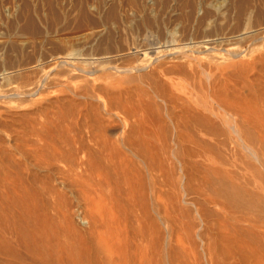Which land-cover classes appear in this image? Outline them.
I'll return each mask as SVG.
<instances>
[{
	"label": "rangeland",
	"instance_id": "374dc122",
	"mask_svg": "<svg viewBox=\"0 0 264 264\" xmlns=\"http://www.w3.org/2000/svg\"><path fill=\"white\" fill-rule=\"evenodd\" d=\"M113 1L0 0V151L7 154L9 162L7 172L10 171L9 174L15 176L26 170L24 171L26 175L20 176L30 179L34 171L36 174L32 175L36 176L35 181L38 182V187L40 184L42 188L45 187V183H49V179H57L55 170L69 167V161L81 160L85 164L95 165L98 163L97 157L102 154L100 145L104 142L115 143L119 146L120 152L126 156L124 160L127 161L128 167L134 172L137 170L136 174L139 171L142 178H145L142 179V184L147 201L144 202L146 208L138 201L142 207L137 208V211L141 214L142 209L143 211L144 208L147 209L146 219L148 225H151L149 233L152 234L155 250L162 253L161 264H222V262L236 264V261L240 264L242 262L240 258L245 261L241 264L254 261L246 253V255L241 254L243 250L239 251V246L233 238L235 233L232 228L228 230L229 226H226L229 236L224 229L226 227L223 228L224 222L227 225L226 219L229 217L220 210L221 207L216 206L215 202L219 199L220 202L224 200L221 199V195L215 196L220 189H217V185V187L214 186L215 184L212 185L211 180H207L206 175L209 174L205 170H207L206 161L209 160L220 167V171L233 169L237 178L242 177V180L238 178L242 181H239L240 184L247 178V181L241 184L247 189L255 182L254 189L259 190L261 196L260 200L259 197L256 198L259 202L255 203V207L249 210L252 214L260 212V217L263 216L261 219H256V216L253 218L254 221H260L261 228H264V152H261L263 155L259 153L264 150V138L260 141L264 135H258L264 133H261L264 130L261 127L264 126L262 123L264 122V0H207L213 1L210 10H214L211 12L214 13L213 18L215 17L214 23L208 24L210 28L207 31L204 22L201 21L207 16L202 8L204 0ZM112 7L117 9L114 10ZM239 7L243 8L239 9ZM238 31L247 32L249 36L244 39L236 38ZM212 32L213 35L221 34L225 37L229 34L226 38L230 39L223 43L224 45L216 44L215 52L208 51L211 55H207L213 61L218 59L216 61L218 64L219 61L226 60L227 64L223 62L222 65H218L214 62L216 64L211 68L222 66L221 68L229 71V82H226L227 77L224 80L228 85L226 84L227 88L223 95L230 102H237L235 106L240 105L239 108L242 107L247 112L245 115L249 120L246 118V122L244 120L242 124L231 127L216 122L215 126L213 125L214 129L210 131L199 127L177 128L168 117L169 108L165 107V111L161 103L157 102L159 107L156 103L154 110H150L153 112L148 115H153L149 117V121L152 119L153 123L149 122L147 128L143 126L139 128L140 126L134 124L133 120L124 118V112L121 113L123 110L119 106L124 102V97L118 95L116 90L110 92L111 96L106 95L114 84L112 81H115L116 87L118 81H126L130 86H136V78L142 75L141 73L152 70L159 62H165V66L168 67L181 64V60V62L188 60L194 54L183 48L185 41L188 42L190 39L191 42L197 37L196 41L200 42L203 37L211 36ZM138 46L140 49L138 51L143 54L132 51L131 48ZM178 48H181V53L178 52ZM123 49L126 53L127 49L130 50L123 57L124 59L118 62H102L95 65L92 61L91 63L81 60L83 57L89 59L120 53ZM172 49L174 52L177 51L176 57L169 56L166 51ZM224 49L236 50L239 55L228 57ZM154 51H159L158 59L155 58ZM146 53L147 55L142 56ZM68 61L73 65L63 64ZM142 63L145 65V71H136L130 75H117L113 71L102 70L97 66L102 64L107 67L135 68L143 65ZM240 63L246 67L245 72L234 73V66ZM205 66L208 67L207 64ZM97 67L100 71L96 70ZM214 75L218 76V72ZM217 76L214 77L215 80L207 77L206 82L209 80V84L212 80L218 81L219 76ZM233 85L236 87L234 88ZM109 97H113L116 103L111 105L112 109L107 103ZM256 119L262 123L261 126ZM131 124L136 125V127L132 126L135 130L142 129L141 134L146 130L151 131L150 136L148 137L147 132L140 135L141 137H135L137 133L134 134L132 129H129ZM239 125L243 128L241 129ZM235 127L241 129L240 135ZM177 131L187 136L183 142L177 140ZM188 131L192 134L188 135ZM132 132L136 149L134 148L130 155L124 147H120V141L122 138L126 139ZM233 132L238 134V138L240 137L237 139L238 144H235L232 140L234 138H231ZM145 134H148L147 138H144ZM130 136L131 139L134 138ZM194 136L197 138L195 139ZM207 151L209 155L214 156L207 159ZM113 153L115 152L109 148L104 151V155L111 154L115 158ZM254 153L260 154L263 159L262 167L257 163L258 161H255ZM127 158H130L129 161ZM15 166L18 168L15 169ZM258 181L262 183L259 185ZM217 182L219 183L218 180ZM214 189L216 192L213 191ZM212 192H215V195ZM39 193H41L40 189ZM210 196L212 199L208 201L207 197ZM42 197L47 198L44 194L41 195ZM215 198L216 200L213 201ZM249 198L255 199V197ZM82 214L84 216V210L80 209L79 215ZM238 214L240 216L242 213ZM254 221L253 224H256ZM244 224L239 225L246 227L247 224ZM230 230L234 235L230 234ZM221 237L224 240H221ZM225 240H230L235 248L233 249L230 242ZM228 249L233 251L230 252ZM226 250L230 252L227 255ZM231 255L233 257L235 255L234 259Z\"/></svg>",
	"mask_w": 264,
	"mask_h": 264
},
{
	"label": "bare ground",
	"instance_id": "6f19581e",
	"mask_svg": "<svg viewBox=\"0 0 264 264\" xmlns=\"http://www.w3.org/2000/svg\"><path fill=\"white\" fill-rule=\"evenodd\" d=\"M208 1L207 0H204V2L202 1V6H203L202 8H204V11L206 12L205 14L207 16L203 18L201 21L204 22L206 31L208 28H210L208 24H212L213 19L215 20V17L213 18L212 16V14L214 13L211 12L214 10H210L211 2L213 3V1L211 2ZM112 3H114V1ZM193 5L195 4L193 3ZM241 8L239 7V9ZM113 9L115 10L117 8H113ZM81 11L82 10H80V13H82ZM216 14L217 13H215V15ZM218 15L220 16V12L218 13ZM202 26L203 25L201 24V27ZM212 35L203 37L204 39L203 40L201 39L202 42L200 38H199L200 42L196 41L198 40L197 37L194 38L193 41L191 42L190 39H188V42L185 41L183 48H186L185 50H188V52L190 51L194 55L193 56L188 55V57L190 56L189 59L186 61L183 60V62H181L182 61L181 60L180 61L181 64L177 63L173 66L170 65L171 67L170 66L166 67L165 62H159L149 72L144 74L140 72L142 75H139L138 78L135 77L137 80L136 86H130V83L129 82L126 83V81L124 80L125 82L118 81L116 87L115 81L114 82L112 81V84L113 83L114 84L111 86V89H108V93L106 92L103 93L109 95L111 94L110 92L112 90H116L115 92L118 95L123 96L124 102L121 103L119 106L123 110L121 113L124 112L123 114L125 116L124 118L128 120H133L134 124L140 126L139 128H141V126L147 128V124L150 125L149 122H152V119L151 121H149L150 120L149 117L151 118L153 115L152 116H148V115L151 114V112H153L154 110L153 108L156 107L157 102L159 104L161 103L164 110L165 107L169 108V110L167 109L169 112L168 117H170L171 122L174 123L173 125H175L177 128L184 127L185 129H192L195 127H199L203 129L205 128L206 130L210 131V129L212 128L214 129L213 125L215 126L216 122H220V124L223 125H229L230 127L232 125L235 126L236 124L239 123L242 124L244 120L246 122L247 119L249 120V117L247 118V116L245 115V113L247 112L243 110L242 107H241L242 109L239 108L240 105L235 106V103L237 102L232 103L223 95V92L225 91V89L227 88L226 86L228 85L226 82H229V78H228V76L230 75L228 73L229 71H227L226 68H221L222 66L219 68L218 67L211 68L212 65L215 66V64L217 63L216 61L218 59L213 61V59L207 55L209 54L208 51H214V46L216 44L218 45L220 44L221 46L224 45L225 42H227L230 39L229 37L226 38L229 34L226 37L221 34L219 35L214 34L213 36ZM248 36L249 33L244 31L239 32L237 36L235 35L236 38L238 37L240 39H244ZM131 49L133 52L141 53V51H138L140 50L139 46ZM180 49L181 48L177 49L178 52H180ZM129 50L130 49H127L128 52ZM166 51L168 52L169 56L174 57L175 55L176 56L178 55V53H175L177 51L174 52L173 49ZM223 51L225 53L227 52L226 55L228 54L227 55L228 57L239 55L238 52H235L236 50L224 49ZM155 52H156L155 58L158 59L159 56L157 57V55L159 54L158 53L159 51L158 52L154 51V53ZM127 53L123 49L120 53H115V54L111 53L109 55L107 54L102 57L98 55L99 57H94V58L90 57L89 59H86L88 57L85 56L86 58L84 59L83 57V59L81 60L82 61L86 60V62L92 61L93 64L95 63L99 64L102 62L109 63L110 61L118 62V60L126 56ZM145 55H147V53L142 56ZM207 57H209L210 59ZM223 62L226 63V60H224ZM223 62L219 61V64L218 63L217 64L222 65ZM65 63H67L68 65H73L72 63H69V61L64 62L63 64ZM205 64H207L208 67H206ZM237 64L234 66L235 70L232 69L233 72L244 73L246 70V67L243 66L244 64L241 63L239 65ZM97 66L99 67V69L102 70L113 71L114 74L117 75H130L133 74V72L136 71L139 72L145 69L144 64L138 65L135 68H129V67L119 68L117 66L107 67L105 65L102 66V64L101 66L100 65ZM98 67L96 70H98ZM232 70H230L231 73H233ZM215 72H218L219 77L217 75H214ZM212 75H214V77L217 76L218 81L215 82L212 80L214 82L212 84V81L210 79L211 83L209 82L208 84L209 80H207L206 82V78L207 77L210 78L212 77ZM214 77L212 78L214 79ZM226 77L228 81L226 80L225 82L224 80L226 79ZM110 84L111 83H108V85ZM108 85L106 86L109 88ZM230 86H232L231 82H230ZM235 87L236 86H234V88ZM113 95L115 96V94ZM108 100L109 101L106 102L109 104L108 106L110 107V109H112L113 106L111 107V105H114L116 103L113 100V97H109ZM118 100H116L117 103H119ZM151 109L153 110L150 111ZM128 120L127 122H129ZM256 121L258 122L259 120L256 119ZM262 123L264 122L262 121ZM262 123L260 122L258 124H260L261 126ZM125 124L127 123L125 122ZM134 124L133 125L131 124V127L129 126V129H132L134 134L135 133L138 134L139 132V134L138 135L136 134L135 137L140 135L142 136L143 133L148 132L146 130V132H143L141 134L142 129H138L137 127L138 130H135L136 125ZM132 126H135L134 129L132 128ZM261 127H263L264 129V126ZM261 127L260 129H262ZM235 128H236L235 130L239 131V135H240V133H242L241 129L243 127H241L240 130L237 127ZM257 131H259V129ZM133 132L132 134L131 133L128 134V136L126 135L127 136V138L125 136L126 139L122 138L123 141L122 140L120 141L121 143L120 147H124L128 151V153L130 152V155L132 154V151L136 149L135 144L133 143L135 139V137L133 136L134 135ZM150 132H148L149 135L147 134L148 137L150 136ZM192 132H189L188 135L190 133L192 134ZM236 132L232 133L231 138H234L232 139L234 140L233 142L235 144H238L239 142L237 139H239L240 137L239 138L237 137L238 134H236ZM262 132H264V130H262L261 133ZM130 135L134 137L132 138L133 140L131 139ZM147 135L145 134L144 138L145 137L147 138ZM258 135L262 136L264 135V133ZM176 137L178 141H182V142L185 140V138H187V136L180 131H177ZM194 138L196 139L197 137L194 136ZM262 138L264 137H261L260 141L263 140ZM100 146L102 147L101 149L102 154L100 153L101 155L97 157L99 158L97 159L98 160L97 164L95 165L85 164L83 161L81 162V160L79 162L69 161L70 163L68 164L69 167L64 169L62 168V170H57V171L54 169L55 173H57L56 174L57 179L55 177L54 178L57 181L55 179L53 180V178L52 180L48 178L50 180V181L48 180L49 183H45V187L42 188H40V184L38 187V182L35 181L36 176L32 175L35 172L32 171L33 172L32 173L30 169H28L32 173L30 179L27 177L20 176V175L22 176L26 175V173H24V171L26 170L22 171L23 174L20 170L21 174L18 173L19 175L15 174V176L10 175L9 173L11 172L10 171L7 172V168H8L7 165L9 163L7 161V154L3 151L2 152L0 151V264H161V262L163 261L162 253L159 250L156 251L153 246L154 243L152 239V234L149 233V230L151 231V228L149 226L151 225H148V221L146 219L148 218V216H147V209H145L146 204L144 202L147 201L144 197L145 190L143 191V184H142V179L144 180L145 178H142V175L139 174L140 173L139 171L136 174L137 170L134 172L132 169L128 167L127 161L124 160L126 159V156L120 152L119 150L120 148H118L119 147L118 145H116L115 143L104 142ZM106 148H109L115 152L113 153L115 155V158H113V155L111 154L104 155V151ZM208 151H207L208 155L206 154L207 159L208 157L210 158V156L212 155V154L209 155ZM261 152H264V150L260 151L259 153L262 154ZM260 154L254 153V157L256 158L255 161H258L257 163L261 164L260 166L262 167L263 159L261 158ZM8 158L10 157L8 156ZM116 158L120 160V162H117L118 160ZM59 161L62 162V160ZM206 163H207L206 164L207 170L205 171L209 175H206V173L204 175H206L208 181L211 180L212 185L215 184L214 186L217 185L219 187L218 188L216 186L217 189H220L219 192H216L214 189L213 191L216 192V193L214 192L216 195L213 192L212 194L218 197L221 195V199L224 200V201L221 200L220 202V199L217 197V199L219 200L215 202L216 206L218 205V207H221L220 210L223 211V213L229 217V219H226L227 225H225L224 222L223 228L224 226L225 227L229 226L228 230L229 228H232V231H234L235 235L232 234L231 230H230V234L234 235L233 238L234 241L237 242L236 244H238L239 246L238 247L236 245L239 251L243 250L241 254L246 253L250 259L252 258L254 260L248 263L246 262L245 264H264V232H263L264 228H261L260 221H254L253 218L254 216H256V219L257 218L261 219V217L263 216L260 217L259 215L260 212L255 213L254 212L255 210L252 211L255 213L254 215V213L252 214L251 211L249 210L255 207V203L259 202L256 201V198L258 199L259 197L260 200V196H261L260 191L254 189L256 186L255 182L254 183L250 182L251 180L248 179V182H250L251 185L254 184L255 186L254 185H253L254 187L252 186L253 189L252 187L247 189L243 185H241L247 181V178L246 181L240 184V182H242L240 181L242 180V177L239 176L241 179L238 180L239 177L238 178L236 177V174L233 172V169L224 172L222 170L220 171V167L215 165L212 161L207 160ZM36 165H38V163ZM33 166H35V163ZM16 168L18 167L15 166V169ZM204 169H206V167ZM138 176H140V178H138ZM217 180L219 181L220 184L217 182ZM36 182H37V186H36ZM211 183H209V185ZM261 183L262 182H259V185ZM39 189L41 193H39ZM217 193L219 195H217ZM43 194L46 195L47 198H43V197L41 198V195ZM249 197L251 198L255 197V199H250ZM207 199H209L208 201H211L210 199H212V197L211 196L207 197ZM214 200H216V198L213 199V201ZM138 201H140L141 204H143V206L145 207L144 211L142 209L141 214L140 212L138 213L137 211V208L142 207L138 204ZM80 209L84 210V216L82 214L83 217L79 215ZM238 213L240 214L242 213L241 215L243 216L242 217L241 215L238 216L239 215ZM251 219L254 222H256V224H253V221ZM240 223H242V225L244 223L247 224L246 226L247 228L245 226L240 227L239 225ZM224 229H226L227 235L229 236L228 234L229 231L227 230V227ZM223 237H221V240H224L222 239ZM159 239L160 238H158V240ZM230 240L229 241L225 240V241L228 243L230 242L231 244L233 240H231L232 242ZM231 246L233 247V249L235 248L234 244H231ZM151 247L153 248V250H151ZM229 249H231V247H229ZM244 250H246V252ZM222 252L220 253L222 254ZM228 252L226 250L225 252L226 255ZM231 257L233 256L231 255ZM235 260L238 259L235 258ZM240 260L242 262H245L241 258ZM235 263L237 264V261Z\"/></svg>",
	"mask_w": 264,
	"mask_h": 264
}]
</instances>
